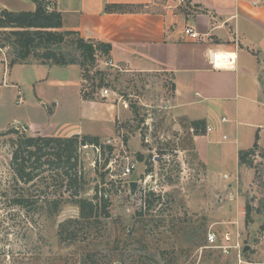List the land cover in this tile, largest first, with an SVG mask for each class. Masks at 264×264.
<instances>
[{"label":"rangeland","instance_id":"374dc122","mask_svg":"<svg viewBox=\"0 0 264 264\" xmlns=\"http://www.w3.org/2000/svg\"><path fill=\"white\" fill-rule=\"evenodd\" d=\"M9 56L8 49L0 50V58ZM105 59L97 56L89 74L104 71L101 88L108 89V100L120 112L114 134L100 138L103 144L111 140V152L106 148L96 151L91 145L82 148L80 194L91 198L94 186H103L110 200V216L92 229L76 227L78 238L67 242L60 241L57 227L77 217L75 205L64 204L51 213L44 204V211L26 212L0 201V264H264V149H257L239 166L235 152L226 150L229 133L214 142L204 138L200 141L208 143L204 145L206 166L195 152L196 134L190 122L172 112L170 75L124 70L104 65ZM77 66L49 70L33 61L17 62L5 70L0 66L2 185L13 177L8 144L16 135L3 134L7 130L58 136L74 124L98 127V132L103 128L80 119L79 83L88 86L91 81L83 78L85 71ZM94 81L97 84L98 79ZM100 89L94 94L97 99ZM128 163L134 166L123 175ZM148 165L151 173H146ZM132 181L137 182L134 191ZM148 190L164 199L140 219L136 212ZM247 202L254 208L248 224ZM257 207L260 213L255 212ZM207 232H214L218 239L229 233L239 242V250L224 254L204 247Z\"/></svg>","mask_w":264,"mask_h":264},{"label":"crops","instance_id":"0c3cea01","mask_svg":"<svg viewBox=\"0 0 264 264\" xmlns=\"http://www.w3.org/2000/svg\"><path fill=\"white\" fill-rule=\"evenodd\" d=\"M51 1L62 14L63 29L111 45L108 58L114 67L170 75L172 112L189 122L204 120L211 128L193 135L195 152L206 166V142L200 141L204 138L214 142L229 133L226 150L235 152L239 166L238 152L251 148L256 136L258 148L264 149V0H188L185 5L167 0ZM0 8L34 10L35 4L32 0H0ZM187 26L201 40L189 38ZM235 36L237 44L233 43ZM222 51L235 52L234 66L210 64L208 54ZM0 61L3 70L8 68L5 57ZM81 86L80 80V119L103 128L98 132V127L74 124L58 136L109 138L116 129L118 105L108 96L83 99Z\"/></svg>","mask_w":264,"mask_h":264},{"label":"trees","instance_id":"16d2710c","mask_svg":"<svg viewBox=\"0 0 264 264\" xmlns=\"http://www.w3.org/2000/svg\"><path fill=\"white\" fill-rule=\"evenodd\" d=\"M32 1L35 4L34 10L12 11L0 8V50L8 49L10 56L6 59L7 66L31 61L47 66L78 65L85 71L82 74L83 78L91 81L88 86L82 84V98L96 99L94 94L103 85L104 71L95 70L93 76L89 71L97 56L108 59L111 45L85 39L78 31L63 29L62 14L52 6V2ZM95 78L98 79L97 84ZM173 87L172 84V90ZM190 126L194 134L203 133L206 129L204 120L191 121ZM8 133L16 135L9 138L8 144L10 147L8 166L13 177L4 185L0 180L2 203L17 206L26 212L44 211L45 204L51 213H57L64 204L75 205L78 208L77 217H70L60 222L57 227L60 241L67 242L78 238L76 227L92 229L100 224L101 219L110 216V200L103 186L99 187V184H96L91 198L80 193L84 184L82 148L91 145L103 152L104 148L111 152V145L103 144L99 136L90 134L48 136L20 133L17 130H7L3 134ZM257 139L256 136L251 148L238 152L239 164L245 163V158L259 149ZM138 159H143L142 154L138 153ZM151 171L152 166L148 165L146 173ZM103 176L104 174L102 181ZM39 199L41 203L38 202ZM163 199L164 195L160 193L146 191L142 207L136 212L137 217L141 219L142 215L153 210ZM253 209L247 202L246 224L252 221ZM255 212L260 213V208L257 207ZM201 228L206 230L203 226ZM261 228L264 230V224ZM203 238L206 239V233ZM196 245L202 244L197 242Z\"/></svg>","mask_w":264,"mask_h":264},{"label":"built area","instance_id":"2783aa9c","mask_svg":"<svg viewBox=\"0 0 264 264\" xmlns=\"http://www.w3.org/2000/svg\"><path fill=\"white\" fill-rule=\"evenodd\" d=\"M167 1H174L178 5H185L188 0H167ZM257 4L254 2V5ZM185 34L193 39V40H201V36L198 32H196L192 27L187 26L185 28ZM237 37H234V44H237ZM209 56V62L213 67H232L235 64L236 60V54L234 51H222V52H212L208 54ZM104 65H109V66H115L113 61L111 59H105L102 61ZM108 94V89L103 87L100 89V96L107 97ZM224 120V119H223ZM210 127H206V130H210ZM106 145H111V140L107 139L105 142ZM96 151H99V148L95 147L94 148ZM134 165L131 164L129 166H126V168L123 171V175H127L130 173L131 168ZM206 245L204 247H210L214 249H218L222 251L224 254H229L231 250H239L240 244L238 241H234L231 238V235L229 233H225L221 239H218L216 234L214 232H207L206 234Z\"/></svg>","mask_w":264,"mask_h":264},{"label":"water","instance_id":"95a60500","mask_svg":"<svg viewBox=\"0 0 264 264\" xmlns=\"http://www.w3.org/2000/svg\"><path fill=\"white\" fill-rule=\"evenodd\" d=\"M136 185H137V182L136 181H132L130 182V188L132 191H134L136 189ZM248 247H245V249H247Z\"/></svg>","mask_w":264,"mask_h":264}]
</instances>
